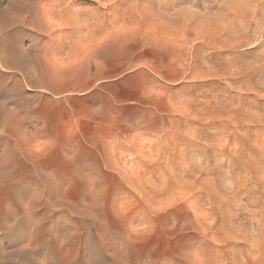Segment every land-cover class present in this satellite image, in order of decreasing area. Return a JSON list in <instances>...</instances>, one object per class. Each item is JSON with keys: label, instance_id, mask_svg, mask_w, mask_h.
Listing matches in <instances>:
<instances>
[{"label": "rangeland", "instance_id": "1", "mask_svg": "<svg viewBox=\"0 0 264 264\" xmlns=\"http://www.w3.org/2000/svg\"><path fill=\"white\" fill-rule=\"evenodd\" d=\"M0 37V264H264V0H0Z\"/></svg>", "mask_w": 264, "mask_h": 264}, {"label": "snow or ice", "instance_id": "2", "mask_svg": "<svg viewBox=\"0 0 264 264\" xmlns=\"http://www.w3.org/2000/svg\"><path fill=\"white\" fill-rule=\"evenodd\" d=\"M157 2L170 5L175 2L188 3V2H192V0H157ZM34 38L37 42L44 44L49 49H59L60 48L61 41L58 39L57 35L42 36V35L37 34ZM5 46L11 50H16L20 47V44L19 42L14 41L10 38L6 39L4 37H0V47H5ZM85 191H86L85 187L77 185L75 188H73L72 194L77 196V198H79V195L84 194ZM190 246H192L190 242L184 245V247H190Z\"/></svg>", "mask_w": 264, "mask_h": 264}, {"label": "bare ground", "instance_id": "3", "mask_svg": "<svg viewBox=\"0 0 264 264\" xmlns=\"http://www.w3.org/2000/svg\"><path fill=\"white\" fill-rule=\"evenodd\" d=\"M21 1V0H20ZM31 1V0H30ZM15 2V1H14ZM28 2V1H27ZM11 3H12V1H11ZM29 3V2H28ZM40 3V2H39ZM19 4V3H18ZM25 4V3H24ZM43 4V3H42ZM10 5V4H9ZM27 5V4H26ZM40 5V4H39ZM11 7H12V5H10ZM31 6L32 7H35V5L33 6L32 5V3L30 4V6H29V4H28V6H21V5H17V3H16V5H14V7H13V9H14V11H18V12H21L22 14H24L25 15V21L27 22V23H32V24H35L36 25V20L38 19V17L37 16H39L38 14V10L39 9H36V7L35 8H31ZM44 6V5H43ZM47 6V5H46ZM51 7V6H50ZM44 8L45 7H43V8H40V13H41V10H43V13L45 12V10H44ZM54 8V7H53ZM53 8H52V10H53ZM11 8H9V10H10ZM46 9V12L44 13V15L45 16H47V18L46 17H44V18H46V19H48L49 18V16H48V14L51 12H49L48 14H47V7L45 8ZM48 9H50L51 10V8H49L48 7ZM54 11H56V9L54 10ZM6 14V13H5ZM42 14V13H41ZM40 14V16H42ZM52 15H53V13H51ZM51 14H50V16H51ZM15 15H16V13H15ZM69 15V14H68ZM8 16V15H7ZM13 17H14V14H13ZM12 17V18H13ZM16 17V16H15ZM22 19H23V17H21ZM18 19H20V18H18ZM40 19V18H39ZM38 19V20H39ZM41 20V19H40ZM49 20V19H48ZM53 20V19H52ZM22 21V20H21ZM21 21H19V22H21ZM24 21V22H25ZM18 22V21H17ZM4 24V23H3ZM38 24H39V22H38ZM44 25V24H43ZM38 26V25H37ZM42 27V26H41ZM38 29H39V26H38ZM42 30V29H41ZM39 31V30H38ZM99 254V253H98ZM96 255H97V253H96ZM90 256V255H89ZM98 257H100L99 255H97ZM90 257H92V259L91 260H93V259H96V258H93L94 256H90ZM100 258H102V257H100ZM100 258H97L98 259V261H100L99 259ZM102 261H104V259H101ZM94 261V260H93ZM95 261H97V260H95Z\"/></svg>", "mask_w": 264, "mask_h": 264}]
</instances>
